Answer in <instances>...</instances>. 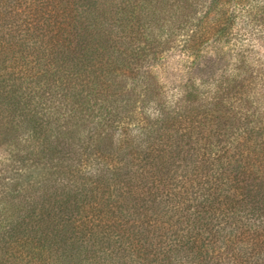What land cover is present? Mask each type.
<instances>
[{"label": "trees", "instance_id": "obj_1", "mask_svg": "<svg viewBox=\"0 0 264 264\" xmlns=\"http://www.w3.org/2000/svg\"><path fill=\"white\" fill-rule=\"evenodd\" d=\"M188 2L0 0V264H264V0Z\"/></svg>", "mask_w": 264, "mask_h": 264}, {"label": "rangeland", "instance_id": "obj_2", "mask_svg": "<svg viewBox=\"0 0 264 264\" xmlns=\"http://www.w3.org/2000/svg\"><path fill=\"white\" fill-rule=\"evenodd\" d=\"M212 1L213 0H189L187 4L188 7L184 13L186 14L185 16L180 13L179 15H173L172 19L170 17L166 18V21H170L171 19L172 25L170 22H166L167 25L165 26V31L162 32L163 36L168 37L172 30H174L176 34H183L187 32L188 28H193V25L197 23L199 19H202L205 13L210 9ZM253 43L255 47L253 48L252 53L256 54V57L263 63L264 41L255 40ZM220 47L222 50L217 51L209 46L206 51H204V55L201 59L195 63L193 67L190 65L191 60H187L186 56H183V54H180L177 50L172 51L169 55L170 58L168 59L170 65L169 69H167L166 72H161V80L165 81L168 85L179 86L186 83L189 79L211 81L219 78V76L221 77V75L228 74L231 53L225 45H220ZM188 66L192 69L188 68ZM254 88L258 91L260 90V86L256 85ZM27 165V167H23V165L20 164L16 166L15 163V170L9 175V177L12 178L10 181H14L15 184L19 183L20 185L23 184L24 186H27V183L30 181L33 183V181L38 180L43 172L42 165L37 167L30 164V162ZM16 168H18V170H16Z\"/></svg>", "mask_w": 264, "mask_h": 264}]
</instances>
